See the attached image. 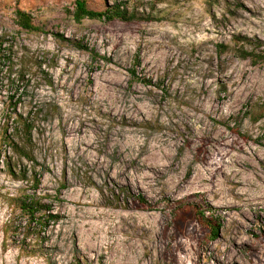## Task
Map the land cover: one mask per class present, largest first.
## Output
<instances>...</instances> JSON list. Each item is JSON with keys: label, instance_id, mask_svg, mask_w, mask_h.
Instances as JSON below:
<instances>
[{"label": "rangeland", "instance_id": "rangeland-1", "mask_svg": "<svg viewBox=\"0 0 264 264\" xmlns=\"http://www.w3.org/2000/svg\"><path fill=\"white\" fill-rule=\"evenodd\" d=\"M114 1L143 18L0 0V264H264V60L236 51L264 54V0H86ZM18 9L42 30L17 26ZM14 112L33 121L22 164L63 216L23 247L7 228L29 186L3 163L18 160L2 140Z\"/></svg>", "mask_w": 264, "mask_h": 264}, {"label": "trees", "instance_id": "trees-1", "mask_svg": "<svg viewBox=\"0 0 264 264\" xmlns=\"http://www.w3.org/2000/svg\"><path fill=\"white\" fill-rule=\"evenodd\" d=\"M70 14L73 20H75L76 22H79L84 18L100 19L103 21H129L137 18H143L141 16H138L135 12H129L126 2L124 1H114L113 4L106 5L104 9H94L88 6L86 0H74L73 9L72 11H70ZM15 15V23L21 29L26 31L42 30L40 26L33 23V18L30 13L18 9L15 11ZM56 35L58 37H61L62 40L70 42L71 45L76 49L88 50L87 46L79 40H72L70 38H64L63 36H60L58 34ZM236 39L247 41V38L245 37H238ZM3 44V38L0 37V70L3 67L5 60L11 61V47H3ZM92 51L93 50L90 51L92 55H97ZM236 51L242 58L250 57L255 62H257L259 59L264 60V54L244 50L242 46L237 48ZM5 52H7L8 54H6ZM37 64L40 66L41 62H38ZM134 64H140L138 58H135ZM7 69H10V67L7 66ZM25 72L26 71H23L22 69L18 73H16V80H22ZM131 73L132 75H135L134 69H131ZM138 79L139 81H142L144 83H148L151 81L146 78ZM11 105L12 109H15L16 102L11 103ZM11 118L13 125L11 127L12 132L7 133V129L5 128L2 140L3 143L11 149L12 153L18 157V160L13 161L11 156L5 155V158L3 159L4 167L7 173L12 178L27 181L29 183V186L27 190L12 198L15 209L18 210V215L16 218L13 217L8 222L7 228L14 236L21 235L20 240L16 241L20 244L21 247H23L30 245L31 237L38 239L39 242L46 241L44 235L47 232L48 227L59 221L63 216L58 212H54L52 204L45 201V199L48 198L49 195L46 194L42 197L37 193V190L39 189L41 183L40 172L35 169L34 165L27 167V165L22 164L21 161V159L23 158L27 161H35L32 155V151L28 149V146L32 141L33 131V121L31 117L29 115L23 116L22 114L18 113H15V116H11L8 114L7 121H9ZM120 191L125 195L123 197H125L126 200L129 196L134 197L128 187L122 186L120 187ZM112 194H115L116 200L120 199L118 193L116 194L112 192ZM136 198L140 203L147 202L146 199L139 194L136 195ZM207 225L210 231L211 238L217 237V232L219 230L220 224L207 221Z\"/></svg>", "mask_w": 264, "mask_h": 264}]
</instances>
